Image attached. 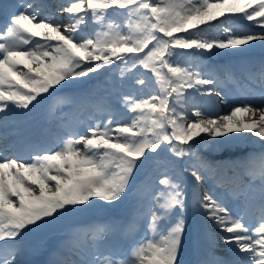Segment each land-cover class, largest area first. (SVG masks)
I'll use <instances>...</instances> for the list:
<instances>
[{"label": "snow or ice", "instance_id": "obj_1", "mask_svg": "<svg viewBox=\"0 0 264 264\" xmlns=\"http://www.w3.org/2000/svg\"><path fill=\"white\" fill-rule=\"evenodd\" d=\"M33 9L31 3L19 7L0 30V120L14 109L31 112L46 96L114 64L124 65L122 76L137 67L147 70L158 88L120 97L126 122L105 106L101 118L80 121L53 149H33L26 157L0 155V242L14 245L0 264H17L27 254L22 244L28 233L90 209L98 200L121 201L133 190L140 168L150 159L160 166L162 153L182 163L194 186L209 183L222 170L239 169L248 177L239 193H231L245 198L240 213L226 206V191L209 190L197 205L203 218L224 233L228 257L214 264H264V152L217 163L245 143L255 141L264 149V95L258 103L242 102L213 118L192 103V96H221L217 79L198 63L182 62L189 50L212 54L257 44L264 48V0H70L57 9V15L71 18L64 25ZM118 10L143 24L135 33L115 30L111 17ZM237 16L251 27L223 26L224 35H210L211 22ZM89 19L105 21L106 30L82 35ZM256 73L264 86V62ZM147 84L137 78L133 86L146 89ZM200 148L208 158L199 155ZM173 163L165 165L171 178L158 181L167 191L152 196L147 234L132 240L128 252L96 248L88 259L60 264H180L187 195ZM174 212L180 218L170 223ZM249 215L255 216V226ZM108 231V225L95 228L94 239ZM65 246L71 248V239Z\"/></svg>", "mask_w": 264, "mask_h": 264}, {"label": "rangeland", "instance_id": "obj_2", "mask_svg": "<svg viewBox=\"0 0 264 264\" xmlns=\"http://www.w3.org/2000/svg\"><path fill=\"white\" fill-rule=\"evenodd\" d=\"M41 1L44 3L48 2V0H41ZM59 1H64V0H56L55 2H59ZM69 2H70V0H68V3ZM66 4H64V5H66ZM52 6H54V5L48 4L47 8L53 9ZM53 10L55 11L54 14L56 16H61V15H57V9H53ZM111 22H112V26L115 30L126 31V32L130 31L133 33H135L137 31V24H143V21L140 20L139 17H137V16L128 17L124 14L123 10H118L117 13L111 17ZM211 23L214 25V27L211 29L210 35H214V36L224 35V33L222 31L223 26L231 25V26H234L236 28H247V27H251V24H252V22L245 21L241 17H238V16L232 18L231 21L229 20V18L222 17L218 21H213ZM105 24H106L105 21H92L91 19H89L86 26L83 27L81 34L84 36H89V33L86 32V31H89L91 33V35H94L97 31L106 30V28L104 27ZM116 25H119L120 27L117 29ZM1 27H2L1 28V30H2L4 26H1ZM251 50H255V49H246L244 51L250 52ZM189 51L191 52V54L183 56L182 62L193 63V64L198 63L202 68L207 69L209 71V74H211L212 76H214L215 73L218 71H226L227 72V74H226L227 76L225 78H223L221 81H218V85H221L224 79H226L227 84L229 82H231V80L234 78V76H233L234 73L232 70L237 69L235 67V65L240 69L239 73H238L240 77L233 79L234 82L231 84L233 87V90L236 91V89H239V86H244L243 81L245 79H248L246 74H244V75L242 74V71H244L243 70L244 66H242L240 64V62L236 61V63H234V65H233V63L228 64L227 62L222 61L224 56L230 55L232 57L237 58L236 56L238 54L244 52V51H221V52L212 53V54H209L206 52L203 54H198L195 52V50H189ZM212 58L219 60L220 61L219 64L213 65ZM244 64H246V62H244ZM250 67L252 68L253 65L248 64L246 66V68L248 69L247 70L248 73H250ZM123 68H124V65H122V64L119 66L114 64L112 67H110L108 69L101 70L98 73L90 74L92 81H94L96 79H100V80L97 83L90 82L89 85L91 86L92 89H94L96 87V85H97V87L102 88V89L104 88V86L109 85V86L113 87L117 91V93H120L121 96L123 94H126V93H132V94H137V95H147L149 93H153V92L157 91L158 86L155 83L154 77L147 70L140 69L139 67H137L134 71H127L126 70L124 75L122 76L121 75V69H123ZM120 76H121V79L119 81H117L116 77H120ZM130 77H131V79L128 82L127 79ZM137 78H144L148 82L146 89H142L139 86H137V89H132L130 87L123 89L124 84H129V83L134 84V81ZM73 88H75V85H73ZM73 88H72V86L66 87L63 91L57 92V94L54 93L53 95H49V97L51 96V102H50L49 106H50V110H51L50 116L52 118V121L59 123V121L57 120V119H59L58 115L55 114L54 116H52L54 113L53 109L56 108V106H58L59 109H61V107H62L64 111L67 110V106H66L67 99L65 101L63 99L66 96L67 97L74 96L75 89H73ZM227 93H228V90L226 89L225 95H227ZM120 95H118L119 99L121 97ZM200 95H206V94L194 93L192 96V102L196 104V105L194 104L195 106L200 107L203 111L206 112V109L208 108V105H209L208 101L202 97L203 102H205V107H204V105L200 104L201 102L198 100ZM100 98L101 97H99V99ZM250 99L251 98H249V100ZM85 100L87 101V104H86L87 106L86 105L85 106L88 107V104L91 102L87 98H85ZM101 102H104V101L102 100ZM218 102L221 105V107L224 106L225 109L234 107L233 103L227 104L222 99H219ZM63 104H65V105H63ZM226 110L229 111V109H226ZM222 112H224V109ZM234 150H237V149H234ZM198 151H201V153H207L204 148L198 149ZM262 152H264V150H260V148H256L252 145V147L249 151H247V149H239L238 154L233 155L229 160H222V162L224 164H231L233 160L239 161L249 154L259 155ZM201 156H204L206 158V154H203ZM176 159L177 158L174 157V159H173L174 163L171 165V167L172 166L177 167L179 164H181V162L179 160L175 161ZM217 163H219V162L217 161ZM178 168L181 169L183 167L179 166ZM218 176L219 175H217L216 178H219ZM210 184L215 185L219 188V190H216V192L223 193L226 191V192H228V194L230 193L229 188H227V187L223 188V185L220 182H215V178H214L209 183H201V185L204 186V189L201 190L200 196H197V197L194 196L196 201L191 196V198H190L191 203L195 202V205H197V198H199V197L202 198L204 196V194L207 193L211 189L209 187ZM187 186H188V183H186L185 187H187ZM195 187H196V191L199 192L200 191L199 185L195 186ZM138 189L141 190L140 187H138L137 189L134 190V195H133L134 200H132V199L127 200V197H124L122 199V201L126 202L127 205H129L131 203L135 204V209L129 211V213L131 215V217L129 218V223H132V222L137 223L138 222L136 219H134V217H137L138 219L141 218L139 221V223L141 224V227H138L136 224H134L131 227V229L127 233H125V235H124L125 244L123 245V248L120 251L125 252V253L129 251L130 245L132 244V242H130V240H134V239L139 240L140 238H142V235L144 233H146L148 230V220H149V211L148 210H149V206L152 205V196L157 192H166L167 191L165 186L160 185V184L157 186L156 192H155V190L151 191V190H148L147 188L145 189V191H142V192ZM211 191L214 193L213 190H211ZM145 194H148V195L146 196ZM234 202H235V200L233 201V204H234ZM186 203L187 202H185V207L188 206V204H186ZM131 207H132V204H131L130 208ZM118 208H119V206H117L116 204H112V205L106 204V206L102 210L98 209L97 212H98L99 221L97 219L95 221V223H97V226L99 224L101 226L102 225H108L109 228H112V226L109 225L110 221H106V219H107L106 213H107V211L116 210ZM233 210H235V208ZM176 216H177V219H179L178 213L174 212V218L175 219H176ZM126 217H128L127 210H125V212L123 211V215L120 218L124 219ZM79 220L80 219L74 220V223L79 222ZM211 227L215 228L214 226H211ZM73 228L76 229L77 226L74 225ZM108 235L113 240H116L118 237L120 238V236H122L121 234H118L116 236L114 231L108 232ZM27 236H28V234L25 236L26 240L25 239L23 240V244H24L23 248L29 249L30 247H33L34 250H36V252H43L44 248H46L50 243L53 245L56 242V240L53 236H44L43 235L44 237L43 236L41 237V235H39V234H35V236L32 238H29L30 236H28V237ZM44 242H48V245H47V243H44ZM39 244H41V245H39ZM35 247H37V248H35ZM217 248H220L222 251L223 250L227 251V247L224 246V244H223V246H222V244L217 245ZM185 254L186 253L182 254V257L180 258V262H181V260H183L185 258ZM219 255H222L226 258L228 257V255L226 253H222V252L221 253L219 252Z\"/></svg>", "mask_w": 264, "mask_h": 264}, {"label": "bare ground", "instance_id": "obj_3", "mask_svg": "<svg viewBox=\"0 0 264 264\" xmlns=\"http://www.w3.org/2000/svg\"><path fill=\"white\" fill-rule=\"evenodd\" d=\"M56 0H48L47 3L42 2L41 0H31L32 4L34 5V9L36 10L38 9L40 12V16L42 18H48V19H54L57 23H60L61 25L67 24L70 22V17L67 16L66 14L63 16H56L54 14V10L53 9H58L60 8L61 5H64L66 3H68V0L64 1V2H55ZM48 4H52L54 6L53 9H48L47 6ZM87 33H89V36H92L91 33L89 31H86ZM251 49H255V50H251V51H258L260 53L264 52V48H261L258 44L255 45L253 48ZM244 52H248V51H244ZM242 52V53H244ZM263 60V59H261ZM200 99V98H199ZM259 102V101H258ZM193 103V102H192ZM257 103V102H256ZM195 104V103H193ZM196 105V104H195ZM223 108L220 106L219 103H216L214 101V103H212V106L210 107V109L208 110L209 115H211L213 118L220 116V115H224ZM8 135H3V133L0 132V140L5 137L7 138ZM19 142V138L16 137L14 139H12L11 141L8 140H3L2 142H0V155H2L3 152V156H9V151H15L17 152L16 148L14 147L13 144H17ZM252 145L256 148H260V150H264L260 147V145L258 143H256L255 141L249 142V143H245L241 149H247V151H249L252 147ZM235 154H238L239 150H234ZM199 155H203L205 153H201V151H198ZM22 154V153H21ZM207 154V153H206ZM208 156L206 155V158ZM220 164H224L222 162V160L218 161ZM223 171V170H222ZM221 171V172H222ZM237 172V171H235ZM219 174V173H218ZM202 185H199V188H201ZM200 192H196L195 190H193V195L197 196L198 194H200ZM200 198V197H199ZM197 220H199L201 222V224L197 227V233H198V239L201 241H215L217 240V242H219V244L223 246V236L224 234L222 232H220L217 228H212L211 226H213L211 224V222L206 221L203 216L200 214L198 206L195 208V213L192 214ZM226 246V245H224Z\"/></svg>", "mask_w": 264, "mask_h": 264}]
</instances>
